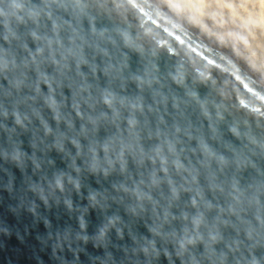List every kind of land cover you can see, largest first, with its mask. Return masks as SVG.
Here are the masks:
<instances>
[{"label": "water", "instance_id": "95a60500", "mask_svg": "<svg viewBox=\"0 0 264 264\" xmlns=\"http://www.w3.org/2000/svg\"><path fill=\"white\" fill-rule=\"evenodd\" d=\"M0 264H264V72L162 0H0Z\"/></svg>", "mask_w": 264, "mask_h": 264}, {"label": "rangeland", "instance_id": "374dc122", "mask_svg": "<svg viewBox=\"0 0 264 264\" xmlns=\"http://www.w3.org/2000/svg\"><path fill=\"white\" fill-rule=\"evenodd\" d=\"M172 1H173V3H176L175 5H177L181 8L183 7V9H186L184 11L185 12L187 11L186 12L187 14L190 13L189 15H191V20H194L195 22L197 21L198 23L197 22L196 23L198 25L200 24V26L202 25L203 27H206L210 31H213L215 33V36L216 35L218 37L220 36L219 38L226 40V42L228 44L231 43L229 45L231 47H233V49H235V47H236L237 50L236 49L235 50L238 52V54H241L244 58H246L247 60L252 62V64H254L255 66L259 67L260 69H262L264 71V62H262V61H264V59H263L264 56L263 57L261 56V54L264 55V52H263L264 41L260 40V39H262V38H260L259 39L260 42L257 41L258 42L257 43L255 41V44H254L253 41L250 42V41H248L247 38H242V36L243 37H245V36L240 31V27H241L240 25L244 24V22H245V24H249L251 26H253V25L259 26V25H262L260 23L264 22V20L261 22V20L263 18L260 19L262 16L259 15V13H258V12H260V4H258V3H260L259 0H223L224 4L221 5L222 7L220 6L219 9L216 6L214 7V5L212 6V3H210L211 2L210 0H204L205 2L202 1L204 4L202 2L196 3L195 0H185V1L184 0H172ZM244 13H246V15ZM231 15H232V17H231ZM259 16H260V18H259ZM189 18H190V16H189ZM241 21H242V23H241ZM234 23L236 25L237 24L238 25L233 26L232 24H234ZM241 34H242V36H241ZM249 43H251V44L253 43V45H251ZM259 44H261V45H259ZM248 45H250V46H248ZM256 54H259V55L256 56ZM257 57H259V58H257ZM254 58H255V60H254ZM258 61H260V62H258ZM261 67H263V68H261Z\"/></svg>", "mask_w": 264, "mask_h": 264}, {"label": "bare ground", "instance_id": "6f19581e", "mask_svg": "<svg viewBox=\"0 0 264 264\" xmlns=\"http://www.w3.org/2000/svg\"><path fill=\"white\" fill-rule=\"evenodd\" d=\"M162 1H164L168 6H170L172 9H174L175 11H177L179 14H181L183 17H185L189 22H191L195 27H197L201 32H203L204 34H206V35H208L209 37H211V38H213L214 40H216L217 42H219V43H221L222 45H224L226 48H228L230 51H232L233 53H236V54H238V52L236 51L237 50V48L235 47V49H233V47H231L229 44H231V43H227L226 42V40H224V39H220L217 35L215 36V33L213 32V31H210L209 29H207L206 27H203L202 25L200 26V24L198 25L194 20H191V15H189L190 13H186L184 10H186V9H183V7L181 8V7H179V6H177V5H175L176 3H173V1L172 0H162ZM185 1V0H184ZM202 1H204V0H195V2L196 3H201ZM211 2L210 3H212V6L214 5V7L216 6V7H218V9L220 8V6L221 5H223L224 3H223V0H210ZM260 1V3H258V4H260V12H258L259 13V15H261L262 17L260 18V16H259V18L260 19H262L261 20V22L264 20V0H259ZM205 2V1H204ZM208 2V1H207ZM186 3V2H185ZM203 3V2H202ZM204 4V3H203ZM245 6V5H244ZM257 6V5H256ZM222 7V6H221ZM259 7V6H258ZM257 7V8H258ZM188 8V7H187ZM244 9V8H243ZM181 11V12H180ZM222 11V10H221ZM186 14H184V13ZM189 12V11H188ZM248 13V12H247ZM245 15H246V13H244ZM243 14V15H244ZM233 15V14H232ZM232 15H231V17H232ZM242 15V14H241ZM248 15V14H247ZM189 16H190V18H189ZM246 17V16H245ZM197 18V17H196ZM195 18V19H196ZM260 21V20H259ZM227 22V21H226ZM244 22V21H243ZM249 22V21H248ZM241 23H242V21H241ZM259 24V23H258ZM260 24H262V25H257V26H255V25H253V26H251V25H249V24H245V22H244V24H241L239 27H240V31H241V33H243V35L245 36V37H243L242 36V34H241V36H242V38H247L248 39V41H250V42H254V44H255V41L257 42H260V40H262V41H264V22H262V23H260ZM230 25V24H229ZM233 26H235L236 24L234 23V24H232ZM238 25V24H237ZM236 25V26H237ZM238 27V28H239ZM260 38H262V39H260ZM260 39V40H259ZM245 41V40H244ZM246 42V41H245ZM257 42V43H258ZM247 44V43H246ZM245 44V45H246ZM249 44H251V43H249ZM263 44V43H262ZM251 45H253V43L251 44ZM259 45H261V44H259ZM247 46V45H246ZM248 46H250V45H248ZM250 49V48H249ZM262 49V48H261ZM252 50V49H251ZM263 52H264V50H263ZM252 53V52H251ZM238 55H240V56H242L241 54H238ZM253 55V54H252ZM251 55V56H252ZM257 55H259V54H256V56ZM261 56L263 57L264 55H262L261 54ZM243 57V56H242ZM246 57V56H245ZM249 57V56H248ZM261 57V58H262ZM257 58H259V57H257ZM260 58V59H261ZM253 59V58H252ZM263 59H264V57H263ZM254 60H255V58H254ZM249 61V60H248ZM261 61V60H260ZM260 61H258V62H260ZM256 62V61H255ZM254 62V63H255ZM262 62H264V61H262ZM261 62V63H262ZM252 63V62H251ZM257 67V66H256ZM259 68V67H258ZM261 68H263V67H261ZM260 69V68H259ZM260 70H262V69H260ZM263 71V70H262ZM264 72V71H263Z\"/></svg>", "mask_w": 264, "mask_h": 264}]
</instances>
